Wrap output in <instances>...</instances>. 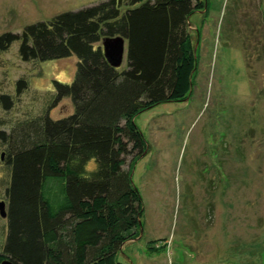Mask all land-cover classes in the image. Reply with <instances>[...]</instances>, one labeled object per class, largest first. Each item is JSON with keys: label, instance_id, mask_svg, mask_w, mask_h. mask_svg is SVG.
I'll return each mask as SVG.
<instances>
[{"label": "trees", "instance_id": "1", "mask_svg": "<svg viewBox=\"0 0 264 264\" xmlns=\"http://www.w3.org/2000/svg\"><path fill=\"white\" fill-rule=\"evenodd\" d=\"M203 8L206 0H100L0 33V54L16 42V56L36 70L75 58L68 82L37 92L35 113L0 120V262L127 264L116 255L139 237L143 212L130 167L148 149L134 117L188 97L196 68L189 18ZM114 37L124 44L117 67L101 46ZM28 80L22 73L0 92V110L12 109ZM63 99L70 111L54 116Z\"/></svg>", "mask_w": 264, "mask_h": 264}, {"label": "rangeland", "instance_id": "2", "mask_svg": "<svg viewBox=\"0 0 264 264\" xmlns=\"http://www.w3.org/2000/svg\"><path fill=\"white\" fill-rule=\"evenodd\" d=\"M97 1L0 0V33ZM206 4L189 18L196 68L188 97L134 117L148 149L130 167L143 212L139 237L116 255L127 264H264V0ZM15 49L0 54V92L22 73L31 88L0 110L1 121L35 113L37 92L74 71L69 56L40 62L38 74ZM70 108L63 99L51 114Z\"/></svg>", "mask_w": 264, "mask_h": 264}, {"label": "water", "instance_id": "3", "mask_svg": "<svg viewBox=\"0 0 264 264\" xmlns=\"http://www.w3.org/2000/svg\"><path fill=\"white\" fill-rule=\"evenodd\" d=\"M102 52L104 58L112 66H119L124 53L123 39L120 37L103 38L101 40ZM4 204L0 201V216L4 217ZM0 264H12L8 260H2Z\"/></svg>", "mask_w": 264, "mask_h": 264}]
</instances>
